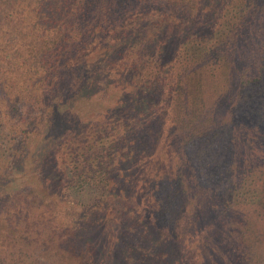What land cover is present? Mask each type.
Instances as JSON below:
<instances>
[{"label":"trees","instance_id":"16d2710c","mask_svg":"<svg viewBox=\"0 0 264 264\" xmlns=\"http://www.w3.org/2000/svg\"><path fill=\"white\" fill-rule=\"evenodd\" d=\"M0 81L15 103L29 98L34 106L51 87L70 88L49 95L48 122L21 109L15 124L1 128L23 125L20 153L35 143L39 161L121 144L125 158L138 152L148 168L130 176L140 189H155L159 171L201 199L199 211L172 230L129 228L134 244L100 264H264V0H0ZM84 83L121 92L100 108L102 125L76 112L72 128L61 112L93 95ZM7 117L0 109V125ZM10 142L1 145L3 161L13 156ZM195 153L192 174L183 172V155ZM212 184L221 188L210 197L200 189L191 195ZM30 192L26 207L43 205L46 197ZM158 219L167 221L162 213ZM174 242H187L185 255L174 256Z\"/></svg>","mask_w":264,"mask_h":264},{"label":"rangeland","instance_id":"374dc122","mask_svg":"<svg viewBox=\"0 0 264 264\" xmlns=\"http://www.w3.org/2000/svg\"><path fill=\"white\" fill-rule=\"evenodd\" d=\"M74 78L71 77L70 81ZM92 84L84 83L82 86L86 87L83 91L93 93L92 96L76 97L72 108L61 112L63 119H73L69 123L72 128L77 125L76 112L84 120L102 125L100 108L109 105L111 99L120 95L117 85L103 88L100 84V88H97ZM65 88L70 89L69 86ZM65 88L51 87L48 96L44 97L45 101L34 106L29 98L15 103L12 98L14 92L0 81V109L8 113L0 130L15 124L16 111L20 113L21 109L35 117L39 113L40 121L44 117L43 123L48 122L45 119L51 109L48 104L53 102L49 95L66 93ZM21 90V84H18L16 92ZM103 90L109 93L107 98H102ZM168 123L172 124L170 117L163 126L171 127ZM20 126L23 128V125ZM20 126L0 133V148L10 140L13 146L9 150L13 156L9 155L5 161V148L0 149V236L4 239L0 247V264H100L104 259L117 260L122 250L134 244V240L127 236L129 228L138 234L144 229L155 234L162 225L172 230L177 223L180 225L181 216L199 211V207L196 210L195 207L202 202L197 196L193 197V193L196 195L200 189L205 193L203 198H206L221 188L212 184L205 190L204 186L198 185L190 197L186 194L187 185L181 179L170 176L162 180L161 172L157 171L160 179H151L156 188L140 189L134 181L131 182L130 176L145 175L148 168L139 161L138 152H133L132 158H125L127 151L121 148V144L106 148V143H101L104 147L99 143V148L94 150L81 146L73 154V151H61L56 155L45 153L44 158L38 161V154L32 152L35 143L28 145L31 152L23 149L20 153L21 144L16 142V139L24 136ZM67 146L71 147L72 143ZM174 147L173 157L177 156L175 152H181L179 146ZM198 156L197 153L183 155L186 161L183 172L192 174L189 165H193ZM150 157L156 162V153ZM180 158L182 160V156ZM40 170L43 172L40 173ZM30 191L46 197L45 201H41L43 205L36 201L38 205L31 202L30 209L26 207L24 201H34ZM139 203L141 206L137 209ZM132 209L137 210V216L131 212ZM160 213L167 217L165 223H160ZM172 244L175 257L177 254L181 257L185 255L187 242Z\"/></svg>","mask_w":264,"mask_h":264}]
</instances>
